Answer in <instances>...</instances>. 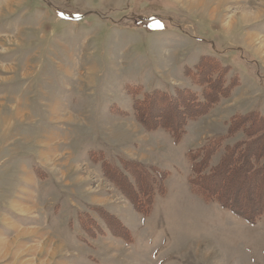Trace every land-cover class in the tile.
Listing matches in <instances>:
<instances>
[{
	"label": "rangeland",
	"instance_id": "374dc122",
	"mask_svg": "<svg viewBox=\"0 0 264 264\" xmlns=\"http://www.w3.org/2000/svg\"><path fill=\"white\" fill-rule=\"evenodd\" d=\"M206 1L0 0V264H264L187 157L264 116V0Z\"/></svg>",
	"mask_w": 264,
	"mask_h": 264
},
{
	"label": "trees",
	"instance_id": "16d2710c",
	"mask_svg": "<svg viewBox=\"0 0 264 264\" xmlns=\"http://www.w3.org/2000/svg\"><path fill=\"white\" fill-rule=\"evenodd\" d=\"M204 101L208 105L217 102L209 96ZM226 126L224 137L210 140L197 151L188 153L190 184L205 200H215L221 207L253 223L264 216V116L254 111L237 114ZM237 134L240 139H231ZM216 155L217 162L210 166ZM231 187L237 188L234 200L226 192ZM222 196L226 200L220 202Z\"/></svg>",
	"mask_w": 264,
	"mask_h": 264
},
{
	"label": "crops",
	"instance_id": "0c3cea01",
	"mask_svg": "<svg viewBox=\"0 0 264 264\" xmlns=\"http://www.w3.org/2000/svg\"><path fill=\"white\" fill-rule=\"evenodd\" d=\"M172 1L175 2L176 0H172ZM179 1L181 3L182 0H179ZM206 3H207L206 0H185V2L183 4L184 5L183 6V10H186L187 13H193V15H195V16L198 15V14L199 15L207 14L209 16V15H213V14L217 13V10L216 9H212V7L209 8V10H208L206 8V6H207ZM222 112H227V110L225 111V109H224V111H222ZM222 120H224V118Z\"/></svg>",
	"mask_w": 264,
	"mask_h": 264
}]
</instances>
